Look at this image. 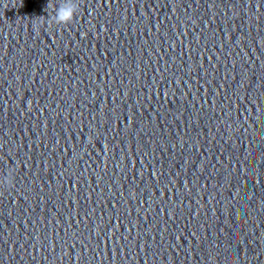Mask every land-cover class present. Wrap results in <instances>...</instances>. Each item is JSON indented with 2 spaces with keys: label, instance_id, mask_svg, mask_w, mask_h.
<instances>
[{
  "label": "clouds",
  "instance_id": "9594fccd",
  "mask_svg": "<svg viewBox=\"0 0 264 264\" xmlns=\"http://www.w3.org/2000/svg\"><path fill=\"white\" fill-rule=\"evenodd\" d=\"M58 4V6H57ZM48 9H51L48 11ZM45 11L47 15V25L49 27L53 25L67 26L73 23L77 14L81 11L80 0H49L46 5ZM14 187V174L12 170H9L8 175L0 178V195L5 190H9Z\"/></svg>",
  "mask_w": 264,
  "mask_h": 264
}]
</instances>
